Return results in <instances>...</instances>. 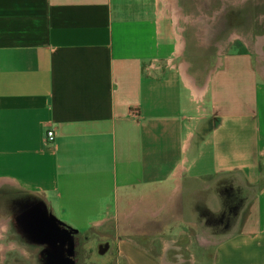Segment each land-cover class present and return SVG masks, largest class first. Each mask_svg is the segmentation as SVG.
I'll return each mask as SVG.
<instances>
[{"label": "crops", "instance_id": "1", "mask_svg": "<svg viewBox=\"0 0 264 264\" xmlns=\"http://www.w3.org/2000/svg\"><path fill=\"white\" fill-rule=\"evenodd\" d=\"M249 2L264 24V1ZM221 11L228 35L205 59L201 17ZM233 15L201 0H0V264H75L72 234L105 224L124 264H171L186 239L208 264H264V67Z\"/></svg>", "mask_w": 264, "mask_h": 264}, {"label": "rangeland", "instance_id": "2", "mask_svg": "<svg viewBox=\"0 0 264 264\" xmlns=\"http://www.w3.org/2000/svg\"><path fill=\"white\" fill-rule=\"evenodd\" d=\"M264 1V0H263ZM215 7V8H229L233 9V27H234V39H240L241 41H244L243 43L247 45L246 41L248 42L247 50L250 51L255 61L259 62V67H264V46L262 47V55L259 53V49H257V45L259 43V40L257 38H264V24H260L257 26V16H256V7L249 2L248 4L242 5V0H201V7L202 9L208 8V7ZM241 7H245V9H248L249 11V30L244 31L243 28H241V15L237 14L240 13ZM225 12L221 11L219 12L218 16H212L208 20V18L202 16L201 17V24H202V31H201V48L200 53L203 58L209 59L212 57V55H215L217 52L220 51V49L217 47L215 48V40H218V44H220L222 41L225 42V34L228 35V32L225 33ZM205 24L207 27H205ZM209 28V30L205 31V29ZM236 30V31H235ZM240 40H233L232 46L231 44L228 45V47H224V52L231 49L235 50L236 46H238V43H240ZM242 43V42H241ZM240 43V45H242ZM204 45V46H203ZM232 47V48H231ZM239 51H243L245 48L237 47ZM261 58H260V57ZM259 58V59H258ZM49 230L51 232L50 235L56 236L57 233H55L56 230H58L53 224L47 225ZM118 228L115 224H105L102 227L99 228H92L90 230H87L86 232L79 233L80 237L78 238L76 233L72 234L71 242L73 244L74 249V261L75 264H124L122 260L119 259V257L116 255L114 250V237L116 236V233L118 235ZM47 234V235H48ZM46 235V236H47ZM59 235L56 236L58 238ZM60 237V236H59ZM57 240V242H58ZM31 245L30 240L24 241ZM142 244H144V240L140 241ZM161 241H153L152 243L149 242L151 246H153L154 250L156 248L158 249L161 245ZM178 246L182 248L181 250V256L178 258L174 257V255L168 256V262L171 264H178L180 263V260L185 261L183 264H190L188 261H193V264H208L209 263V255L203 254L202 248H200L199 241L198 240H179ZM27 252H30L29 250H26ZM44 255H52V252L50 251H44ZM1 258V257H0ZM37 257L34 255H27V258L25 259L22 256H18L17 258L8 256L6 258V261H3L4 264H33L34 260ZM1 261V259H0ZM41 264H46V262H43V257L41 256ZM37 264H40L39 260H37ZM47 264H51V262H48Z\"/></svg>", "mask_w": 264, "mask_h": 264}, {"label": "built area", "instance_id": "3", "mask_svg": "<svg viewBox=\"0 0 264 264\" xmlns=\"http://www.w3.org/2000/svg\"><path fill=\"white\" fill-rule=\"evenodd\" d=\"M134 116H136V117H138V115H137V113L136 112H133L132 113ZM53 136H54V134H53V131L52 130H48L47 132H46V136H45V144L46 145H51L52 144V142H53Z\"/></svg>", "mask_w": 264, "mask_h": 264}, {"label": "trees", "instance_id": "4", "mask_svg": "<svg viewBox=\"0 0 264 264\" xmlns=\"http://www.w3.org/2000/svg\"><path fill=\"white\" fill-rule=\"evenodd\" d=\"M78 235H77V237L79 238L80 237V234L79 233H77Z\"/></svg>", "mask_w": 264, "mask_h": 264}]
</instances>
